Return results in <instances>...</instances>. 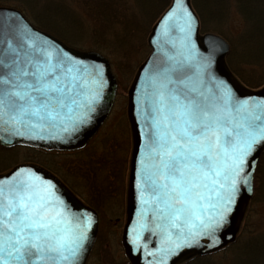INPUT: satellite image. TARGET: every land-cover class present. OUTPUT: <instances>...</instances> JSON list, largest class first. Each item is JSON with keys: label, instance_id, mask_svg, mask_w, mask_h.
Here are the masks:
<instances>
[{"label": "snow or ice", "instance_id": "6c2138e0", "mask_svg": "<svg viewBox=\"0 0 264 264\" xmlns=\"http://www.w3.org/2000/svg\"><path fill=\"white\" fill-rule=\"evenodd\" d=\"M177 12L181 31H190L192 18L181 0L165 21ZM167 60L149 77L151 90L141 99L149 131L136 176L141 220L133 229L139 238L148 211L143 206H150L165 256L202 236L215 238L238 185L250 183L247 158L264 145V102L235 99L223 81L210 99L188 78L174 79L182 62ZM3 69L0 126L16 136L45 127L76 131L91 119L105 83L102 65L67 52L53 57L47 46L23 59L17 53ZM53 188L26 166L0 177V264H78L90 220L72 212Z\"/></svg>", "mask_w": 264, "mask_h": 264}, {"label": "water", "instance_id": "95a60500", "mask_svg": "<svg viewBox=\"0 0 264 264\" xmlns=\"http://www.w3.org/2000/svg\"><path fill=\"white\" fill-rule=\"evenodd\" d=\"M181 4L191 15L190 31H181L184 28V21L180 19L181 14L179 12L165 21V17L176 6V0H171L170 6L150 30L151 33L147 38L150 54L137 69L127 92V116L131 126L133 151L127 184L126 222L123 226L121 240L130 264H180L195 256L203 257L217 252L232 244L238 235L245 214L244 211L253 197L254 177L260 157L264 152V145L257 146L247 158L249 167L246 171L251 172L250 183L247 186L243 183L238 185V193L232 205V211L229 213L226 223L215 233L214 239L202 236L197 242L165 256L163 249L166 245L163 232L155 227L150 206H143L148 208V211L144 213L142 221L145 227L139 229V238H137L133 229L138 227L137 221L141 220L140 209L142 205L139 200L136 176L141 150L147 142L145 133L149 131L144 118L145 105L141 103V99L146 89L151 90L149 77L170 63L167 57L171 56L182 62V67L173 76L174 79L188 78L202 91H205L210 99L213 93L218 95L217 84L219 81H223L232 89L235 99H244L249 103L264 102V86L256 90L244 88L228 70L225 60L230 51L228 42L214 33L200 34L199 20L192 9L191 0H181ZM45 46L52 49L53 57L62 52H67L86 64L102 65L105 83L101 100L96 105V110L89 122L74 132L68 133L57 128L45 127L44 129H36L35 133L16 136L11 132L4 131L0 126V138H2L0 139V146L4 148L23 146L44 149L45 151L81 149L101 129L113 108L118 89L117 79L109 60L104 55L93 50L83 51L67 47L59 39L36 28L17 9L0 7V75L6 71L3 69V64L14 60L17 53L23 59L25 53L31 54L34 48ZM185 57H189V59L185 60ZM20 166L30 167L38 172L42 178L52 181L53 191L64 201L65 205L72 212L89 218L88 239L85 241L84 251L78 262V264H87V259L99 231L96 211L88 205L86 206L55 175L39 165L23 162L5 173H0V177L8 176Z\"/></svg>", "mask_w": 264, "mask_h": 264}, {"label": "rangeland", "instance_id": "374dc122", "mask_svg": "<svg viewBox=\"0 0 264 264\" xmlns=\"http://www.w3.org/2000/svg\"><path fill=\"white\" fill-rule=\"evenodd\" d=\"M113 1L116 4L114 7L120 4L118 8L114 9L115 12L106 9L110 6L109 2L106 8H102L101 1L96 2L95 0H38L36 4L37 9L39 8L38 10L40 11L44 3L55 4L57 8L56 17L64 16L70 22L72 21L70 25H73V30L74 32L76 31L73 34L74 38L83 40V42L88 40L85 35L89 30L98 29L102 25L100 20L102 18L98 15L99 8L105 12L107 22H109V18H112L106 32L111 34L107 38L109 40H105L107 44H110L111 39L116 36L118 37L117 40L120 41L123 36L122 33L126 30H123V26L131 20L137 21V24L131 23V27L134 28L130 29L132 31L130 38L128 37V44H132L131 50H128L129 52L124 56L122 54L118 56L115 61H113L111 56L105 55L103 51L91 49V47L87 46L88 44L80 45L83 46L81 49H91L104 55L113 66L114 74L118 80L117 100L108 116L109 118L102 126L103 128L94 136V139L89 142L84 150L74 153H49L21 147L13 149L0 147V169L11 168L24 161L42 164L43 167L48 170L51 169V172L58 175L73 191H76L82 200L95 206L99 215L98 240L96 239L98 244L92 250L93 252L87 264H130L125 257L120 240L122 227L125 222V203L132 153V136H130L131 130L128 117L126 116V93L131 86L130 83L135 75L134 73L144 59L143 57L140 58L141 50L144 47L143 38L145 43H147L149 33H144L145 26H140L141 23L144 24L146 22L144 17H147V15L138 13L137 4L133 0ZM230 1L229 21L224 26L229 32L235 33L242 29V20L237 8L234 6V0ZM120 14H122V22L118 20L120 19ZM123 14H127V16ZM30 19L33 23L34 19ZM78 24L83 26L82 28H87L86 34L79 31L81 28ZM62 26L65 29H70L67 23H63ZM218 35L221 36L220 34ZM114 41L116 42L115 39ZM83 42L81 43L84 44ZM226 65L228 70H230L227 60ZM230 71L234 78L242 84L232 70ZM248 88L250 87L248 86ZM246 213L247 218L246 222H244L246 236L263 234L264 201L250 204ZM231 254L230 250L218 253L213 256L212 262L230 264L236 257V254L234 256Z\"/></svg>", "mask_w": 264, "mask_h": 264}, {"label": "trees", "instance_id": "16d2710c", "mask_svg": "<svg viewBox=\"0 0 264 264\" xmlns=\"http://www.w3.org/2000/svg\"><path fill=\"white\" fill-rule=\"evenodd\" d=\"M95 1H101L100 4L102 8H106L109 2L110 6L106 8L109 9V11L113 10L115 12L114 9L120 6V4H118V6L114 7L116 4L113 0ZM133 2L137 4L138 13L147 15V17L145 16L146 18L144 17L146 22L140 24L142 27L145 26L144 33L147 34L160 14L170 5L171 1L133 0ZM37 3L38 0H0V6L7 5L19 9L25 14L26 18L30 16V18L34 19L32 20L37 28L61 39L68 46L70 45L79 49V47H83L80 45L88 44L87 46L91 47V49L103 51L105 55L111 56L113 61L121 54L124 56L129 52L128 50H131L132 44H128L132 31L130 29L134 28L131 27V23L137 24V21L131 20L129 23L127 22L128 24L123 26V30H126L122 33L123 36L120 38V41L117 40L118 37L116 36L114 38L116 42L114 39H111V43L107 44L105 40H109L107 38H109L111 34L106 32L112 18H109V22H107V19H105V12L99 8L98 15L102 18L100 19L102 25L100 26L99 24L100 27L98 26V29L89 30L87 33L89 35L87 36V28H82L83 26L78 24L81 28L79 31L86 34L85 38L88 39L83 42V40H76L74 38L73 34L76 31L74 32L73 25H70L72 21L70 22L64 16L56 17L57 8L55 4L49 5L44 3L40 11L38 10L39 8L37 9L36 7ZM233 3L242 20V29L235 33L229 32L224 26V24L229 21L228 11L231 5L230 0H192L193 9L196 11L198 19L200 20L201 33L215 32L228 41L230 52L226 60L230 70L240 79L244 86L256 89L264 85V0H234ZM124 16H127V14ZM30 18L28 19L31 20ZM122 19V14H120V19L118 20L122 22ZM63 23H67L70 29H65V27L62 26ZM143 43L144 47L141 50L140 58H145L149 54V47L147 43H145L144 38ZM8 169L10 168L0 169V173ZM256 171L253 190L254 196L251 204L264 201V153L260 158V163ZM88 204L95 208L91 203L88 202ZM246 218L247 216L242 222L243 224L237 240L233 242V245L224 248L218 253L230 250L232 252L231 255L234 256V254H236V257L230 264H264V232L259 235L246 236L247 233L244 231V222H246ZM97 244L98 241L94 248ZM218 253L203 257H195L183 262V264H218L212 262L213 256Z\"/></svg>", "mask_w": 264, "mask_h": 264}]
</instances>
